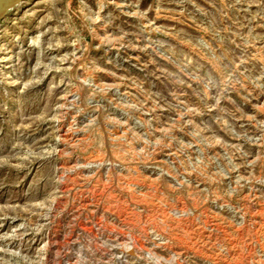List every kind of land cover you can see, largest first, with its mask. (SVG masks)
<instances>
[{"label":"rangeland","instance_id":"1","mask_svg":"<svg viewBox=\"0 0 264 264\" xmlns=\"http://www.w3.org/2000/svg\"><path fill=\"white\" fill-rule=\"evenodd\" d=\"M0 264H264V0L1 22Z\"/></svg>","mask_w":264,"mask_h":264},{"label":"water","instance_id":"2","mask_svg":"<svg viewBox=\"0 0 264 264\" xmlns=\"http://www.w3.org/2000/svg\"><path fill=\"white\" fill-rule=\"evenodd\" d=\"M28 1L35 0H0V23Z\"/></svg>","mask_w":264,"mask_h":264},{"label":"bare ground","instance_id":"3","mask_svg":"<svg viewBox=\"0 0 264 264\" xmlns=\"http://www.w3.org/2000/svg\"><path fill=\"white\" fill-rule=\"evenodd\" d=\"M29 2H31V1L26 2V4L29 3Z\"/></svg>","mask_w":264,"mask_h":264}]
</instances>
